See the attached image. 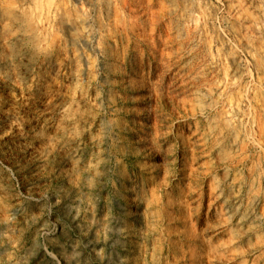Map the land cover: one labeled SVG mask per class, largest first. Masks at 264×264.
Wrapping results in <instances>:
<instances>
[{
  "label": "rangeland",
  "instance_id": "1",
  "mask_svg": "<svg viewBox=\"0 0 264 264\" xmlns=\"http://www.w3.org/2000/svg\"><path fill=\"white\" fill-rule=\"evenodd\" d=\"M0 264H264V0H0Z\"/></svg>",
  "mask_w": 264,
  "mask_h": 264
},
{
  "label": "bare ground",
  "instance_id": "2",
  "mask_svg": "<svg viewBox=\"0 0 264 264\" xmlns=\"http://www.w3.org/2000/svg\"><path fill=\"white\" fill-rule=\"evenodd\" d=\"M38 16H40V15H38Z\"/></svg>",
  "mask_w": 264,
  "mask_h": 264
}]
</instances>
